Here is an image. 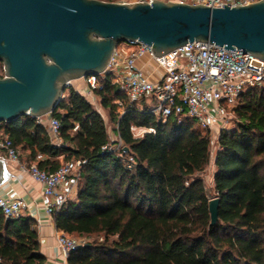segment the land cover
Segmentation results:
<instances>
[{"label": "trees", "instance_id": "1", "mask_svg": "<svg viewBox=\"0 0 264 264\" xmlns=\"http://www.w3.org/2000/svg\"><path fill=\"white\" fill-rule=\"evenodd\" d=\"M99 82L94 94L127 152L103 148L110 141L105 119L74 86L54 112L61 146L35 117L0 122V137H10L21 159L28 151L26 162L48 172L64 162L77 166V194L53 215L57 229L84 238L68 264H264V83L230 109L235 125L217 140L210 196L201 174L211 161V133L189 116L160 119L144 99L121 112L126 95L109 75ZM132 126L154 131L136 137ZM46 261L33 219L6 218L0 209V264Z\"/></svg>", "mask_w": 264, "mask_h": 264}, {"label": "water", "instance_id": "2", "mask_svg": "<svg viewBox=\"0 0 264 264\" xmlns=\"http://www.w3.org/2000/svg\"><path fill=\"white\" fill-rule=\"evenodd\" d=\"M194 41L264 61V0L220 8L163 0H0V122L55 112L71 81L108 75L121 43H144L161 56ZM10 177L0 157V186ZM218 207L219 199H211V225Z\"/></svg>", "mask_w": 264, "mask_h": 264}, {"label": "built area", "instance_id": "3", "mask_svg": "<svg viewBox=\"0 0 264 264\" xmlns=\"http://www.w3.org/2000/svg\"><path fill=\"white\" fill-rule=\"evenodd\" d=\"M113 1L128 4L140 1L151 3L154 0ZM163 1L220 8L222 4L242 6L260 0ZM144 57L163 70L159 79H150L138 63ZM106 71L112 84L126 95V101L120 102L123 108L121 112L130 103L144 99L151 105L152 112L162 120H167L170 116L195 118L202 129L211 133L212 142L218 140L223 129H227L229 111L237 105L242 93L264 83L263 60L242 49L228 50L224 46L199 41L189 42L161 56H156L147 44L124 42L116 49ZM100 75L83 77L85 88L78 91L85 96L94 95V90L100 87ZM46 117L52 143L61 146V120L54 112L36 119L44 123ZM132 131L136 137H142L154 129L132 126ZM115 135L116 139H110L104 149L118 152L123 149V142L117 131ZM0 153L1 158L17 162L22 170L41 184L43 195L49 199L45 206L46 213L53 218L54 213L70 198L72 187L69 181L73 185L77 184L76 164L64 162L54 172H48L35 163L23 161L21 150L14 146L9 136L0 137ZM134 163L135 159L129 157L128 168H132ZM0 209L6 218H18L22 215V200L0 193ZM54 236L65 259L83 242L57 228Z\"/></svg>", "mask_w": 264, "mask_h": 264}, {"label": "crops", "instance_id": "4", "mask_svg": "<svg viewBox=\"0 0 264 264\" xmlns=\"http://www.w3.org/2000/svg\"><path fill=\"white\" fill-rule=\"evenodd\" d=\"M138 63L152 80L159 79L163 74V70L151 63L147 57L140 59ZM84 88L85 83L84 86L76 89ZM47 120L46 117L44 119L46 124ZM27 154L28 151L23 152V161H26ZM38 158H45V155H39ZM30 163L36 164V161ZM7 165L11 177L0 186V193L5 196L21 198L22 215L33 219V227L39 234L41 252L47 257L45 264H68L67 259L63 257L57 246L54 236L56 225L54 219L46 213L45 206L49 199L43 195L41 184L33 180L28 172L22 170L17 162L7 161ZM69 185L72 187L70 198H73L77 194V185H73L72 181H69Z\"/></svg>", "mask_w": 264, "mask_h": 264}, {"label": "rangeland", "instance_id": "5", "mask_svg": "<svg viewBox=\"0 0 264 264\" xmlns=\"http://www.w3.org/2000/svg\"><path fill=\"white\" fill-rule=\"evenodd\" d=\"M129 49V48H127ZM3 63H0V74H3ZM72 86L76 87V88H81L82 86H84V80L82 78L74 80ZM69 90H66V92L64 93V96L68 95ZM90 98V100L92 102H94V106L100 111V113L102 114V116L105 119V122L107 124V128H108V132L110 135V139L114 140L116 139V125L115 123L110 119L109 116V110L108 109H104L101 104H100V99L94 94V95H90L88 96ZM94 97V98H93ZM119 111H122L123 108L120 107L118 109ZM228 123H227V128H231L235 125V114L233 111H229V116L227 119ZM199 129H202L201 127L198 126ZM212 154H211V161L210 164L206 167V169L203 171V173L201 174L202 177L205 180L206 183V187L208 190V193L210 196H214V190H213V173L215 171V167H214V156H215V152L217 150V140H214L212 142ZM1 154V153H0ZM76 172V170H75ZM78 240H84V238H77Z\"/></svg>", "mask_w": 264, "mask_h": 264}]
</instances>
